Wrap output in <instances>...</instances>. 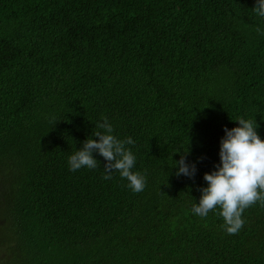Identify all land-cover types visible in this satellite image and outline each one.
Returning <instances> with one entry per match:
<instances>
[{
  "label": "trees",
  "instance_id": "obj_1",
  "mask_svg": "<svg viewBox=\"0 0 264 264\" xmlns=\"http://www.w3.org/2000/svg\"><path fill=\"white\" fill-rule=\"evenodd\" d=\"M256 0H0V264H264V207L236 235L191 212L224 128L264 141ZM106 116L147 186L68 170ZM195 164L194 178L176 175Z\"/></svg>",
  "mask_w": 264,
  "mask_h": 264
},
{
  "label": "clouds",
  "instance_id": "obj_2",
  "mask_svg": "<svg viewBox=\"0 0 264 264\" xmlns=\"http://www.w3.org/2000/svg\"><path fill=\"white\" fill-rule=\"evenodd\" d=\"M252 11L264 18V0H256ZM256 31L264 35L260 28ZM239 127L224 128L225 136L220 141L219 164L216 170L203 176L207 187L201 188L198 203H194L191 212L200 217H207L214 212L222 218L221 227L229 235L238 234L244 226L243 213L257 203L264 207V141L257 133L259 125L255 119L238 118ZM94 138L83 142L82 148L76 150L67 159L68 170L76 172L83 168L96 170L99 161L94 153L103 157L104 170L102 178L110 180L113 173H119L127 181V187L133 193L142 192L147 186V179L139 171H133L136 157L127 145H134L131 137L123 140L113 135L114 128L106 116L95 124ZM186 155L181 156L176 175L194 178L195 164L186 163Z\"/></svg>",
  "mask_w": 264,
  "mask_h": 264
}]
</instances>
